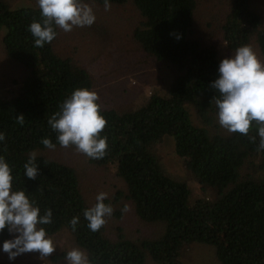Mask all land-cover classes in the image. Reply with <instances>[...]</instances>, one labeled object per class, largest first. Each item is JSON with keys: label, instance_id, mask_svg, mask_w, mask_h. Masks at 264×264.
Instances as JSON below:
<instances>
[{"label": "trees", "instance_id": "obj_1", "mask_svg": "<svg viewBox=\"0 0 264 264\" xmlns=\"http://www.w3.org/2000/svg\"><path fill=\"white\" fill-rule=\"evenodd\" d=\"M258 1L227 0L218 29L232 54L254 42L264 61V0ZM85 2L104 5V0ZM109 3H131L139 11L131 37L157 68L148 93L138 92L136 106L115 108L98 101L106 119L100 135L107 137L108 147L103 158L89 162L113 167L125 184L126 190L117 192L115 184H104L108 191L104 203L111 205V216L120 225L109 230V216L100 230L87 228L83 211L96 203L97 195L89 200L77 168L50 158L41 143L43 138L56 143L48 119L74 89L95 91L94 76L73 56L58 51L59 27H54L57 35L52 42L34 45L27 29L41 19L38 5L12 8L0 0L2 44L9 59L23 69L16 89L0 92V132L5 137L0 156L12 168L13 188L24 190L40 214L51 209L52 223L42 226L47 236L70 233L90 264H147L148 259L154 264H186V252L195 244L212 246L219 264H264V151L256 150L259 125L253 121L244 135L230 133L217 122L210 101L218 93L210 82L218 75L219 61L230 55L221 54L224 45L209 44L197 27L200 0ZM132 66L140 70L138 64ZM20 115L23 123L18 122ZM167 138L199 186V197L195 187L171 178L162 167L157 146ZM33 154L39 168L35 180L24 176L23 167ZM121 200L129 201L126 212L116 205ZM130 214L135 215V224L159 225L157 234L152 230L131 238L125 218ZM73 217H78L75 231ZM10 238L7 230L0 232V244ZM54 259L61 258L53 255Z\"/></svg>", "mask_w": 264, "mask_h": 264}, {"label": "clouds", "instance_id": "obj_2", "mask_svg": "<svg viewBox=\"0 0 264 264\" xmlns=\"http://www.w3.org/2000/svg\"><path fill=\"white\" fill-rule=\"evenodd\" d=\"M40 9L39 21L33 20L28 31L34 38L36 47H43L54 40L59 27L69 32L73 27L91 26L96 19L92 7L85 0H36ZM105 11L110 9L109 0H104ZM177 40L180 34H173ZM217 77L210 82V87L218 93L210 101L215 104L217 122L228 132L247 135L250 124L255 121L259 127L257 151H264V62L257 57L249 45H242L234 53L219 61ZM97 92L86 88H76L59 105V111L53 113L47 123L56 133V143L43 138L41 143L50 150L57 144L92 159H101L107 149V137L100 135L106 125L101 114ZM23 123V115L18 116ZM5 139L0 132V142ZM255 141V137H251ZM31 155L24 164V176L35 180L39 168ZM12 168L3 156H0V232L7 230L12 237L0 244V251L14 261L19 255L29 252L48 257L56 248L47 236L43 225L52 223V210L40 214V208L24 190L13 188ZM107 193L100 192L96 203L84 209L83 217L87 228L96 232L106 223L105 217L112 215L111 205L104 203ZM125 205L123 211H127ZM78 217H73L70 224L76 229ZM207 245V244H206ZM210 246V245H209ZM67 264H90L87 254L79 248H72L64 255Z\"/></svg>", "mask_w": 264, "mask_h": 264}, {"label": "rangeland", "instance_id": "obj_3", "mask_svg": "<svg viewBox=\"0 0 264 264\" xmlns=\"http://www.w3.org/2000/svg\"><path fill=\"white\" fill-rule=\"evenodd\" d=\"M5 1L12 8L36 7L38 5L36 0ZM226 2L227 0H200L196 22L200 32L207 36L209 44L224 45L221 54L231 55V51L223 41L220 29H218ZM259 2L262 0L257 3ZM88 4L96 16L95 22L91 26L73 27L69 32H64L61 29L57 49L61 53L73 56L77 62L89 69L95 78V91L105 105L115 108H122L123 105L132 108L137 105V95L140 90L148 93L147 84L155 78L157 72L155 62H152L142 51V45L131 37L133 28L140 20L139 11L131 3L110 4L108 11H105L104 5ZM2 38L3 33L0 35V92L9 94L16 89V83L21 81L23 69L18 63L9 59L4 50ZM250 46L261 62H264L258 45L253 42ZM132 63L138 64L140 70L134 71ZM137 72L139 74L135 77ZM140 74L144 76L140 77ZM143 79H145L144 82H142ZM45 153L56 161L77 168L82 188L89 200L100 192H105L108 196L107 186L104 184L110 182L115 184V192L126 190L124 182H121L116 176L113 167H97V165L91 164L89 157L75 151L74 146L57 147L55 150L49 149ZM157 154L165 172L171 178L188 183L192 189L195 187L193 192L195 197H199L201 194L199 186L191 178V174L185 170L180 157L176 154L174 142L169 138L165 139L157 146ZM124 204L128 205L129 201L121 200L116 205L123 210ZM134 217L135 215L131 217V214L125 217L127 219L126 233L131 238L138 239L143 236V233L149 235L147 232L152 230L157 234L159 225L144 227L141 224H135ZM107 224L108 229L111 230L117 224L120 225V221L110 216ZM137 229H141L142 232ZM50 238L56 250L48 257H39L38 253L29 252L17 256L14 261H9L7 254L0 251V262L4 264H67L64 260L65 253L74 247L77 248L71 241L73 239L70 238V233L62 231ZM189 249L184 257L186 264H219L212 246L195 244ZM53 255L61 259L52 261ZM147 264H154V262L148 259Z\"/></svg>", "mask_w": 264, "mask_h": 264}]
</instances>
